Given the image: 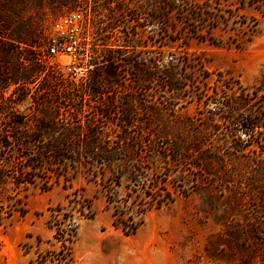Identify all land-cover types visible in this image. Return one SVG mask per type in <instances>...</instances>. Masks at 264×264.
<instances>
[{"label":"rangeland","instance_id":"obj_1","mask_svg":"<svg viewBox=\"0 0 264 264\" xmlns=\"http://www.w3.org/2000/svg\"><path fill=\"white\" fill-rule=\"evenodd\" d=\"M147 1L154 6L151 12L145 8ZM159 2L111 1L112 8L120 4L139 16L138 21L129 16L123 19L135 34L131 35L133 47L124 49L126 35L106 30L111 22L106 12L101 18L91 12L100 3L79 0L82 7L76 14L80 18L74 53L49 57L50 41L56 38L52 25L60 16L49 14L43 25L49 40L39 55L77 80L110 71L111 65H123L120 58H104L110 52L116 57L122 49L125 56H136L135 68H121L123 86L116 94L103 86L96 98L85 95L61 101L102 108L111 98L119 102L120 97L133 96L139 101L141 118L143 107H158L161 100L167 101L165 108L184 118L190 135L205 145L201 151L211 163L209 171L194 168L200 152L193 153L184 165L153 170L144 190L132 193L131 198L127 196L132 191L129 185L135 186L123 177L112 204L107 202V196H112L108 184L105 187L88 174L98 171L97 166L90 170L78 164L75 176L73 169L48 171L47 182L20 188L8 178L2 185L3 195L19 200L25 212H14L0 227V264H57L45 262L47 253L62 250L67 257L69 244L56 239L64 236V232L57 236L58 228L68 231L74 223L80 228L74 250L81 242L82 228L94 224L102 241L113 240L128 248V264H264V5L242 6L241 0H175L163 19L151 20L148 12L156 16ZM97 27L105 29L98 33L108 47L101 45ZM93 50L100 67L90 65ZM166 72L172 74L179 90L162 98ZM39 81L29 86L32 93L40 90ZM132 85L134 92L129 90ZM31 95L20 107L28 115L34 113ZM86 114L79 121L85 134L116 136L125 129L96 113L91 114L92 128H88ZM233 115L246 120L244 125L234 124ZM112 117L120 119L121 113ZM153 181L171 191L172 201L148 210L137 233L127 236L114 227L113 211L125 205L138 211L149 200L144 191L152 193ZM88 205L95 213L93 219L83 216L91 215ZM77 263V259L72 262Z\"/></svg>","mask_w":264,"mask_h":264},{"label":"trees","instance_id":"obj_2","mask_svg":"<svg viewBox=\"0 0 264 264\" xmlns=\"http://www.w3.org/2000/svg\"><path fill=\"white\" fill-rule=\"evenodd\" d=\"M96 1L100 4L91 12L100 18L106 12L105 17L111 20L106 25V30H120L126 35L122 47L124 49L133 47L131 45V35H135L133 28L123 19L129 16L130 19L138 21L139 16L127 11L120 4L112 8L110 4L113 0ZM174 3L175 0H160L159 7L156 8V16L149 12L148 15L151 20L156 19L157 16L163 19L165 12L174 8ZM260 3L264 5V0H241L242 6L258 7L261 6ZM81 7L79 0H0V120L2 122L0 126V227L3 226L6 218L13 216L14 212H25L22 207H19L21 203L15 197H4L2 185L7 183L8 178L16 188H20L38 185L40 180L47 182L45 175L48 171L69 172L73 169L72 176H75L78 164L90 170L97 166L98 171H88V174L100 180L101 185L106 187L105 184H108L107 188H110L112 196H107V202L112 204L113 196L121 186L120 180L123 177L135 186L134 188L129 185V190L132 191H129L127 196L131 198L132 193L140 189L144 190L153 170L161 171L173 165H184L192 159L193 153L200 152L196 155L194 168L207 172L211 166L209 161L203 159L201 150L205 145L198 142L197 136L190 135L184 118L179 117L175 110L165 108L167 101L161 100L158 107H149L150 109L148 106L145 109L143 107V118L140 115L139 101L133 96L120 97L119 102L116 97L111 98L102 108L94 107L90 103L67 104L61 101V98L66 100L72 97L81 98L85 95L96 98L103 86L115 91L116 94V89L123 86L119 81L121 68L123 70L129 68L127 70L131 71L137 62L136 56H125L126 52L119 49L116 57L110 52L104 55V58H109V61L120 58L123 65H111L113 67L110 71H105L103 74L90 73L85 79L77 80L73 74H66L50 61L42 60L39 49L49 40L47 28L43 29L49 14L60 15L59 18H62L78 12ZM145 8L147 10L150 8L151 12L154 6L147 1ZM103 30L105 29L97 27V33ZM102 36L103 34H99V39L102 40L101 45L108 47V42L101 39ZM97 55V51L93 50L90 65L100 67L101 62ZM50 56L52 55L49 54ZM148 68L149 66L145 70L147 77ZM166 75L167 79L163 87L165 94L161 95L162 98H165L167 92L174 94L179 90L172 74L166 72ZM38 80H40V90L38 93H32L29 86ZM13 86L16 87L10 96L5 97L6 92L9 93ZM60 89H62L61 93ZM129 90L134 92L135 86H130ZM29 95L33 98V115L20 111L21 105ZM92 113L110 120L116 126L124 127L123 133L113 136L101 135L94 131L86 134L81 132L79 125L81 115L86 114L85 118L88 119L86 124L89 128L92 124L90 119ZM117 113H121L120 119L112 117ZM230 119L239 126H243L242 122L246 121H240L235 115ZM59 175L62 174L59 173ZM155 181H153L154 184ZM159 184L151 187L152 193L144 191L149 200L138 211L128 205H125V209L122 210L115 208L114 227L121 229L127 236L135 235L144 224V217L148 210L160 208L164 203L172 201L171 191L162 189V182ZM160 190L165 193L159 197L152 195ZM12 200L14 202H11ZM88 208L91 215L83 216L86 219H93L95 213H92L90 205ZM133 213L140 218L136 220ZM73 225L74 227L71 226L72 229L68 231L59 227L57 236H61L59 232H64V236L61 240L56 238L58 241L69 244L67 257L62 250L57 253L49 252L45 262L57 261V264L62 262L72 264L74 260L72 250L77 241L79 229V224Z\"/></svg>","mask_w":264,"mask_h":264},{"label":"crops","instance_id":"obj_3","mask_svg":"<svg viewBox=\"0 0 264 264\" xmlns=\"http://www.w3.org/2000/svg\"><path fill=\"white\" fill-rule=\"evenodd\" d=\"M98 232L94 224L82 228L81 242L72 251L77 264H128V248L113 240L102 241Z\"/></svg>","mask_w":264,"mask_h":264},{"label":"built area","instance_id":"obj_4","mask_svg":"<svg viewBox=\"0 0 264 264\" xmlns=\"http://www.w3.org/2000/svg\"><path fill=\"white\" fill-rule=\"evenodd\" d=\"M77 12L62 17L52 25L56 38L50 41L49 54L52 56L71 55L75 51L77 44L76 36L78 35Z\"/></svg>","mask_w":264,"mask_h":264}]
</instances>
